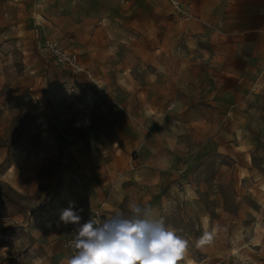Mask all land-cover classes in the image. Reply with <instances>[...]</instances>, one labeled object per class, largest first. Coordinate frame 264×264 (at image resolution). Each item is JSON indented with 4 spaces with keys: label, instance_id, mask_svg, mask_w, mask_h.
Segmentation results:
<instances>
[{
    "label": "rangeland",
    "instance_id": "obj_1",
    "mask_svg": "<svg viewBox=\"0 0 264 264\" xmlns=\"http://www.w3.org/2000/svg\"><path fill=\"white\" fill-rule=\"evenodd\" d=\"M179 1L190 20L167 0H0V264H65L70 202L87 222L130 201L188 241L178 264H264V64L237 89L203 19L219 0Z\"/></svg>",
    "mask_w": 264,
    "mask_h": 264
},
{
    "label": "clouds",
    "instance_id": "obj_2",
    "mask_svg": "<svg viewBox=\"0 0 264 264\" xmlns=\"http://www.w3.org/2000/svg\"><path fill=\"white\" fill-rule=\"evenodd\" d=\"M74 202L64 209L60 222L76 225L75 237L69 241L72 254L65 264H178L185 257L188 241L178 230L166 226L163 218H151L149 211L135 201L128 204V213L116 211L111 216L82 219ZM205 233L199 244L211 241Z\"/></svg>",
    "mask_w": 264,
    "mask_h": 264
},
{
    "label": "crops",
    "instance_id": "obj_3",
    "mask_svg": "<svg viewBox=\"0 0 264 264\" xmlns=\"http://www.w3.org/2000/svg\"><path fill=\"white\" fill-rule=\"evenodd\" d=\"M189 6L195 15L192 5ZM204 10L203 19L204 14L209 17L211 13H216L211 22L207 18L208 25L216 29L215 38L211 41L215 62L223 65L224 56L229 55L234 63L244 65L242 68L219 67L224 77L239 80L236 86L240 90L243 80L253 79L264 64V0H219L217 4L204 2ZM252 34L253 38H242L243 35ZM243 44L249 50L243 51ZM254 89H259V84Z\"/></svg>",
    "mask_w": 264,
    "mask_h": 264
},
{
    "label": "built area",
    "instance_id": "obj_4",
    "mask_svg": "<svg viewBox=\"0 0 264 264\" xmlns=\"http://www.w3.org/2000/svg\"><path fill=\"white\" fill-rule=\"evenodd\" d=\"M168 1L171 3L172 7L174 8L175 13L180 17H183L186 20H190L193 17L191 14L190 6L182 4L179 0H168ZM85 222L86 221L82 217L80 223L83 224ZM62 227L65 228L66 233L68 235L64 242V249L70 256L72 254V250L69 246V241H71L75 237V232L73 230L76 227V225L68 224L67 226H65L62 224Z\"/></svg>",
    "mask_w": 264,
    "mask_h": 264
}]
</instances>
